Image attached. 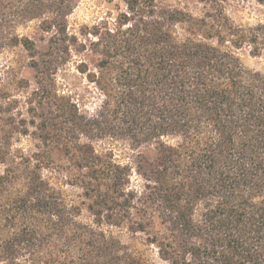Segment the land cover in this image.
Instances as JSON below:
<instances>
[{"label":"trees","instance_id":"16d2710c","mask_svg":"<svg viewBox=\"0 0 264 264\" xmlns=\"http://www.w3.org/2000/svg\"><path fill=\"white\" fill-rule=\"evenodd\" d=\"M77 1L0 0V53L22 48L47 77L75 52L101 95L89 113L42 92L36 127L47 155L11 150L27 125H0V264H146L113 232L122 227L168 264H264V72L239 55L264 57V23L235 24L225 0H197L207 7L198 16L123 0L112 27L85 28L78 40L66 25ZM33 21L35 32L17 31ZM15 108L0 101L8 119ZM105 138L137 154L120 163L95 152L92 141ZM65 166L60 184L79 188L80 203L44 172Z\"/></svg>","mask_w":264,"mask_h":264},{"label":"rangeland","instance_id":"374dc122","mask_svg":"<svg viewBox=\"0 0 264 264\" xmlns=\"http://www.w3.org/2000/svg\"><path fill=\"white\" fill-rule=\"evenodd\" d=\"M163 5L179 8L191 12L194 16L200 15L206 7L205 4L197 0H157ZM223 7L226 14L235 24L243 26H255L264 23V5L256 0H225ZM125 4L123 0H78L72 12L66 18L67 33L83 40L81 33L84 29H92L98 24L106 22L112 27L117 16L123 12ZM36 23L28 22L25 26L19 27L18 32L21 34H31L35 32ZM178 34L182 31L178 28ZM40 33H38L39 35ZM47 36V35H46ZM44 40L37 42L39 49H43L46 44ZM48 38V37H47ZM243 65L248 69H255L264 72V57L252 56L246 50L239 52ZM80 56L71 52L66 57L64 63H61L52 75L42 77V75L31 66L32 58L20 48H8L0 53V101H15L16 108L12 113L13 118L8 119V115H0V125L15 122L21 128L27 125L28 131L25 134L14 133L11 140V150H22L29 153L32 150L43 151L46 155L50 153L51 147L42 146L40 140L39 128L36 124L46 116L45 110L41 107L37 108L38 101L41 100L42 92H46L47 98L50 94L59 96H72V99L78 103L82 111L92 112L100 103L101 95L92 83H89L84 74L80 73L76 66ZM41 85V86H40ZM33 103V109L31 103ZM48 116V115H47ZM24 119L25 123L20 122ZM48 120V119H47ZM33 121V123H32ZM50 122V120H48ZM53 122V121H51ZM85 138H81V142H86ZM40 146H39V145ZM92 145L95 152L100 154H113V158L120 163L130 162L137 154V150H133L125 142L114 141L110 138L94 140ZM41 148V149H40ZM142 152L148 149L140 148ZM68 166L60 167V170L50 169L46 172L52 181L59 186L66 194L67 198L73 203L82 201L81 190L64 182L60 184L64 176L68 172ZM0 170L2 165L0 164ZM60 181V182H59ZM140 180L132 176V185L139 188ZM80 218L84 221L91 220V216L82 208ZM113 232L125 243L131 251L142 256L146 264H168L158 256L157 247L149 244L146 237L142 233H130L125 227L113 228Z\"/></svg>","mask_w":264,"mask_h":264}]
</instances>
